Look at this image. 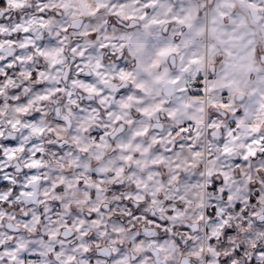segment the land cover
Instances as JSON below:
<instances>
[{
	"label": "clouds",
	"instance_id": "9594fccd",
	"mask_svg": "<svg viewBox=\"0 0 264 264\" xmlns=\"http://www.w3.org/2000/svg\"><path fill=\"white\" fill-rule=\"evenodd\" d=\"M0 264H264V0H0Z\"/></svg>",
	"mask_w": 264,
	"mask_h": 264
}]
</instances>
